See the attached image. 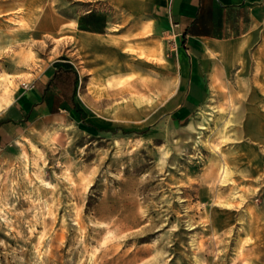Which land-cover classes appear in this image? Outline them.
<instances>
[{
	"label": "rangeland",
	"instance_id": "1",
	"mask_svg": "<svg viewBox=\"0 0 264 264\" xmlns=\"http://www.w3.org/2000/svg\"><path fill=\"white\" fill-rule=\"evenodd\" d=\"M104 2L0 0V109L56 58L84 106L0 161V264H264V26L207 51V98L176 119L167 39L114 12L104 40L80 39Z\"/></svg>",
	"mask_w": 264,
	"mask_h": 264
},
{
	"label": "crops",
	"instance_id": "2",
	"mask_svg": "<svg viewBox=\"0 0 264 264\" xmlns=\"http://www.w3.org/2000/svg\"><path fill=\"white\" fill-rule=\"evenodd\" d=\"M106 1V8H90L77 16V34L82 42H91L96 36L104 40L114 12L136 18L131 27H147L142 32L150 30L152 39H167L176 71L185 83L174 112L176 119L188 117L207 98L211 77L207 51L216 53L222 43L245 35L253 26H264V0ZM148 47L140 50L149 54ZM79 82V69L69 58H56L37 70L0 109V161L17 150L32 122L62 112L81 119L84 106L77 98Z\"/></svg>",
	"mask_w": 264,
	"mask_h": 264
}]
</instances>
